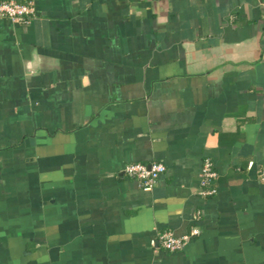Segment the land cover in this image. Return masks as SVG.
<instances>
[{"label":"crops","instance_id":"1","mask_svg":"<svg viewBox=\"0 0 264 264\" xmlns=\"http://www.w3.org/2000/svg\"><path fill=\"white\" fill-rule=\"evenodd\" d=\"M32 1L0 17V264H264V0Z\"/></svg>","mask_w":264,"mask_h":264},{"label":"built area","instance_id":"2","mask_svg":"<svg viewBox=\"0 0 264 264\" xmlns=\"http://www.w3.org/2000/svg\"><path fill=\"white\" fill-rule=\"evenodd\" d=\"M34 16L35 6L32 0L0 2V17L8 18L12 22L30 24ZM165 169V166L160 162L150 165L130 163L124 167L123 172L129 177L140 180L144 190H150L165 172ZM257 178L260 183L264 184V166L258 170ZM216 179L217 172L213 162L209 158H205L201 167L199 195L206 198L214 196L217 192ZM199 233L200 231L196 227L192 228L190 234L182 237H175L170 231H162L156 234L155 238L150 241V245L154 249L162 248L169 252H175L183 249L190 238Z\"/></svg>","mask_w":264,"mask_h":264}]
</instances>
